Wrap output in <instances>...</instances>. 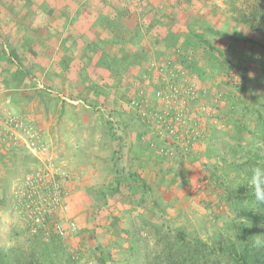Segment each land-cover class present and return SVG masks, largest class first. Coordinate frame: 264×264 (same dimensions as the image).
<instances>
[{"label":"rangeland","instance_id":"374dc122","mask_svg":"<svg viewBox=\"0 0 264 264\" xmlns=\"http://www.w3.org/2000/svg\"><path fill=\"white\" fill-rule=\"evenodd\" d=\"M263 12L260 0H0V45L37 73L0 103V249L168 264L181 235L264 251V204L239 185L264 157L249 130L264 116Z\"/></svg>","mask_w":264,"mask_h":264},{"label":"trees","instance_id":"16d2710c","mask_svg":"<svg viewBox=\"0 0 264 264\" xmlns=\"http://www.w3.org/2000/svg\"><path fill=\"white\" fill-rule=\"evenodd\" d=\"M260 1L264 2V0ZM261 15V17L264 19V12ZM82 37L83 35L80 36V38ZM80 38L78 37L76 40H74V43L77 44ZM91 43L93 42L91 41L90 43L86 44L90 47L92 45ZM0 53V59L6 58L11 61V64L13 63V66H10L9 69H6V75H8L10 78H12V76L15 77L16 80L19 81V85H22V82L24 80L26 81L27 79H33L32 77L37 74L35 72L32 73L34 65L25 67L27 56L25 57V53H21L19 48L12 47L8 52L5 51L2 45H0ZM128 53L129 55H131L133 52L130 51ZM226 60L228 62L231 61L229 60V58H226ZM62 64L65 72H67L70 68V65L65 66L64 63ZM102 65L104 64H100V66ZM232 67L239 69L240 66L238 64L237 66L235 65ZM79 70L80 69L75 68V71ZM246 70H244V76L249 75L248 73H246ZM260 117L261 120L259 121V123L256 124L253 128L249 127V130L251 135L253 136V139H260L264 143V116L260 115ZM242 165L247 167V172L251 167L255 165H264V157L256 156L253 161L245 162ZM261 217L264 220V215H261ZM168 246V249L166 247L164 248V251L168 253V256L165 259V262L168 264H211L212 260H214L217 264H264V251L257 247H252V249L249 250L248 244H245L243 249H230L225 246L213 247L200 240H189L187 239V237H183L180 235L179 237H176L173 242L169 243ZM32 254L33 259L26 260L24 256L16 258L10 253L3 252L2 249H0V264H41L39 261L37 262L34 259L35 254ZM156 263L161 264V262L157 261Z\"/></svg>","mask_w":264,"mask_h":264},{"label":"clouds","instance_id":"9594fccd","mask_svg":"<svg viewBox=\"0 0 264 264\" xmlns=\"http://www.w3.org/2000/svg\"><path fill=\"white\" fill-rule=\"evenodd\" d=\"M33 27H43L47 24L44 13H37L32 21ZM239 185H243L251 192L256 204H264V165L251 167L241 178Z\"/></svg>","mask_w":264,"mask_h":264},{"label":"crops","instance_id":"0c3cea01","mask_svg":"<svg viewBox=\"0 0 264 264\" xmlns=\"http://www.w3.org/2000/svg\"><path fill=\"white\" fill-rule=\"evenodd\" d=\"M50 61H53V57H51ZM11 65L13 66V63L11 64V61H9V59H0V103L3 101L10 103V105L11 101H13V103H16L18 97H20L26 92V88L24 86L19 85V81L16 80L15 77L12 76V78H10L8 75H6V69H9ZM51 65L52 62H50L49 66ZM56 66L59 68V65Z\"/></svg>","mask_w":264,"mask_h":264},{"label":"built area","instance_id":"2783aa9c","mask_svg":"<svg viewBox=\"0 0 264 264\" xmlns=\"http://www.w3.org/2000/svg\"><path fill=\"white\" fill-rule=\"evenodd\" d=\"M11 125L9 128V137L14 140V141H18V139H23L22 137V131L25 129L26 127V123L19 120L16 116L11 117L10 119ZM27 146L29 147V149H31L35 154H45L48 151V148L45 144H41L38 142H27ZM65 175V173H63ZM40 175V174H38ZM28 183L33 184L36 180L35 175H30L27 178ZM52 190H50V193L53 194V202L55 204H61L62 201V196L55 191L54 193L51 192ZM60 231L63 233V229L62 227H60Z\"/></svg>","mask_w":264,"mask_h":264}]
</instances>
